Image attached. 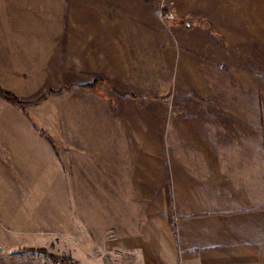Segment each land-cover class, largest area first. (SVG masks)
<instances>
[{
    "label": "crops",
    "instance_id": "obj_1",
    "mask_svg": "<svg viewBox=\"0 0 264 264\" xmlns=\"http://www.w3.org/2000/svg\"><path fill=\"white\" fill-rule=\"evenodd\" d=\"M106 3L59 0L55 17H0V73L23 85H44L50 74L91 85L95 76L127 67L129 38L131 47L159 52L158 41L144 46L157 23L128 17V0ZM114 3L119 12L111 13ZM251 18L257 25L247 35L253 45L247 69L257 57L264 63V50L255 49L256 43L264 47V17ZM233 21L234 29L239 19ZM223 30L227 36L231 31ZM241 76L203 81L206 99L219 108L201 113L198 124L184 120L177 128L176 112H169L166 180L159 176L166 142L152 135L151 145L141 148L149 154L141 150L136 157L139 143L127 135L133 131L113 122L99 90V96L78 91L86 100L64 133L49 130L54 142L44 141L31 123L34 113L0 110V264H15L9 248L15 245L58 246L56 253L87 245L73 256L81 262L106 245L111 264H264V139L253 79ZM93 118L102 121L90 124ZM67 132L76 137L60 138Z\"/></svg>",
    "mask_w": 264,
    "mask_h": 264
},
{
    "label": "rangeland",
    "instance_id": "obj_2",
    "mask_svg": "<svg viewBox=\"0 0 264 264\" xmlns=\"http://www.w3.org/2000/svg\"><path fill=\"white\" fill-rule=\"evenodd\" d=\"M57 1L59 0H0V17H8L10 14H15L16 17H55L60 13L54 10ZM106 4L111 7L108 0ZM112 6L111 13L119 12L118 4L114 3ZM127 9L128 17H145L144 21L148 26L150 22L158 24L157 31L154 30L149 38L144 39V46H152V43L155 46V41H158V53L147 52V49L143 51L138 46L131 47L129 38L127 67L113 71L111 77L95 76V82L91 85H72L70 84L74 81L72 78L57 79L51 74L44 85L35 86L28 83L23 85L20 82L23 80H16L15 76L0 73L1 90L24 103L23 106H19L0 96V110L6 112L15 109L23 113H34L29 116L31 123L40 131L44 141L54 142L55 136L50 131L54 132L57 129L63 132L65 126H71L75 110L86 100L87 93L78 91L91 89L92 95L99 96L96 91L99 90L100 95L106 98L101 101L112 111L113 122L116 121L117 125L121 123L126 129L133 131L127 132V135L130 140L137 141V145L139 143V150L133 151L136 157L140 159L141 150L146 151L145 155L149 154L147 150L141 148L145 143L151 145L152 138L156 139L152 135L159 136L161 142H166L165 150H161V153H165H162L159 159L161 172L159 176L166 180L169 112H176L177 128L184 120L188 121L187 126L198 124L201 113L219 108L216 102L206 99L204 91L206 87H203V81L224 77L236 80L239 74L241 76L244 73V76L253 79L250 83L256 93V120L259 121V129L262 130L259 136L264 139V63L258 62L261 59L257 57L254 60L255 67L250 66L252 67L250 69L246 67L250 65L246 62L250 58L253 46L247 35L251 36L252 30L257 25L255 18L251 17H257L259 22L263 21V18L259 17H264V0H128ZM233 18L239 19V26H234V29L232 25L238 22L233 21ZM148 19L152 20L146 23ZM223 26L232 31L228 36L224 34ZM136 42L139 44V39ZM258 48L264 50V47H257L256 43L255 49ZM218 55L220 58H225L224 64L220 63ZM3 56L5 57L0 55V62ZM222 66L225 70L221 69ZM26 89L28 92L24 93ZM35 89L38 92H34ZM80 93L83 95L81 96ZM39 114L44 118L40 123L37 116ZM100 121L102 120L93 118L90 119V124L96 122L99 125ZM63 133L61 137L59 133V137H63V140L70 141L76 137L70 132L64 135ZM89 135L94 136L90 133ZM112 135V141H117L116 135L114 133ZM187 138L190 139L189 136ZM256 142L257 146L260 144L262 146L258 138ZM147 159L149 158L145 157V160ZM147 162L149 163L150 159ZM176 162L178 164L177 160ZM137 163L146 169L147 164L143 165L141 161L135 164ZM174 168L190 170L191 167L177 165ZM193 168L195 173H198V166ZM173 170L172 167V174L175 173ZM159 200L162 205L163 199ZM144 201L145 205H150V201L147 199ZM97 241L99 240L96 239ZM9 248H12V253L17 255L15 264H60L54 262L51 256L67 257L76 264L114 262L113 259L110 263L105 261L114 257L108 252L111 249L106 245L98 247L97 253L91 255L90 262H81L73 257L75 252H86L87 245L62 246L61 249L65 248L67 251L60 249L57 253L58 246L36 245L32 248L15 245ZM45 248H48L46 249L48 254L39 252ZM119 256L117 254L115 258L117 261Z\"/></svg>",
    "mask_w": 264,
    "mask_h": 264
},
{
    "label": "trees",
    "instance_id": "obj_3",
    "mask_svg": "<svg viewBox=\"0 0 264 264\" xmlns=\"http://www.w3.org/2000/svg\"><path fill=\"white\" fill-rule=\"evenodd\" d=\"M0 96L3 97L8 102L14 103V104L19 105V106H23L24 105V103H21L15 96H13L12 94H9V93H6V92L2 91L1 88H0ZM39 252L48 254L47 251L44 250V249L39 250ZM51 259L54 262H56V263L59 262V263H64V264H76L70 258H67V257L51 256Z\"/></svg>",
    "mask_w": 264,
    "mask_h": 264
},
{
    "label": "built area",
    "instance_id": "obj_4",
    "mask_svg": "<svg viewBox=\"0 0 264 264\" xmlns=\"http://www.w3.org/2000/svg\"><path fill=\"white\" fill-rule=\"evenodd\" d=\"M60 264H64V263H60Z\"/></svg>",
    "mask_w": 264,
    "mask_h": 264
}]
</instances>
